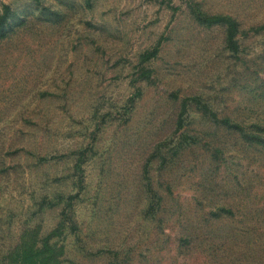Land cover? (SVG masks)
<instances>
[{
	"label": "rangeland",
	"instance_id": "obj_1",
	"mask_svg": "<svg viewBox=\"0 0 264 264\" xmlns=\"http://www.w3.org/2000/svg\"><path fill=\"white\" fill-rule=\"evenodd\" d=\"M4 5L0 264L52 232V264H264V146L197 107L264 136V0Z\"/></svg>",
	"mask_w": 264,
	"mask_h": 264
},
{
	"label": "trees",
	"instance_id": "obj_2",
	"mask_svg": "<svg viewBox=\"0 0 264 264\" xmlns=\"http://www.w3.org/2000/svg\"><path fill=\"white\" fill-rule=\"evenodd\" d=\"M165 1H167V5L171 7V0H165ZM189 5H190L189 7L191 9V13L193 17L200 24L205 25L207 27L218 25V24L223 25L225 27V39H226V45L228 49L231 50L232 52H236L238 50L237 37L240 34V30H239V24L235 19H233L229 15H223V14L207 15L199 11L198 9H196L194 6L195 5L194 3H190ZM9 16H10V8L9 6L4 5L2 8V13L0 14V39L5 38L8 35V33L11 31L10 30L11 28H9L10 26L8 24ZM261 30H264V26L250 29V31L254 33H258ZM161 43H162V38H160L157 41L156 45L150 51L142 55L141 63L153 59L157 55ZM146 74L147 72L145 70H142V76ZM193 100L197 101L198 99L193 98ZM197 107L204 115L213 119L215 123H218L224 127L232 128V129L239 131L242 137L246 141L255 142V143H258L264 146V136L258 133L252 134V133L246 132L243 128L237 125L231 124L229 118H221V119L218 118L215 113H213L205 105L201 104V102L199 101L197 102ZM185 108H186V105L183 104L180 116H182V114L185 112ZM255 127H257V129L259 130H263V128L261 127H258V126H255ZM75 169L77 172L79 173L81 172V166L79 163L75 166ZM72 199L73 197H69V202ZM54 234L55 232H52L51 234L46 236L43 239L42 245L37 248L36 246L27 247V245L23 241L21 245H19L15 249V254L13 253L16 257V262L18 264H52V260H55V257L52 254V252L56 250L55 248L56 245L51 243V240L54 237ZM57 250L59 251V255H61V251H62L61 247L57 248Z\"/></svg>",
	"mask_w": 264,
	"mask_h": 264
}]
</instances>
